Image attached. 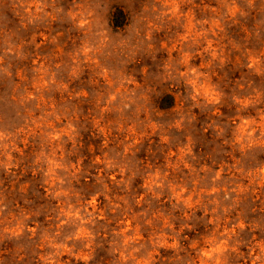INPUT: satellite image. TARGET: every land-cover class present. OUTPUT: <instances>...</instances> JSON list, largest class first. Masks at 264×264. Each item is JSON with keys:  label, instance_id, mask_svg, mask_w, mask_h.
<instances>
[{"label": "clouds", "instance_id": "9594fccd", "mask_svg": "<svg viewBox=\"0 0 264 264\" xmlns=\"http://www.w3.org/2000/svg\"><path fill=\"white\" fill-rule=\"evenodd\" d=\"M0 264H264V0H0Z\"/></svg>", "mask_w": 264, "mask_h": 264}, {"label": "rangeland", "instance_id": "374dc122", "mask_svg": "<svg viewBox=\"0 0 264 264\" xmlns=\"http://www.w3.org/2000/svg\"><path fill=\"white\" fill-rule=\"evenodd\" d=\"M121 23H123V20H121ZM237 74L238 73H237L236 68H234L232 65H229L228 68L220 72L219 79H220L221 86L224 88L230 87L233 82L232 78ZM257 84H261V81L258 80ZM172 104H173V101L171 98H169L165 102V107H171Z\"/></svg>", "mask_w": 264, "mask_h": 264}]
</instances>
